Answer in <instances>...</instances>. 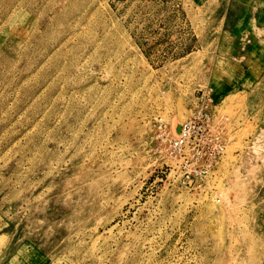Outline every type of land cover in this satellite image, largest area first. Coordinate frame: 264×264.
<instances>
[{
    "label": "rangeland",
    "instance_id": "rangeland-1",
    "mask_svg": "<svg viewBox=\"0 0 264 264\" xmlns=\"http://www.w3.org/2000/svg\"><path fill=\"white\" fill-rule=\"evenodd\" d=\"M203 104L221 203L155 181ZM0 264H264V0H0Z\"/></svg>",
    "mask_w": 264,
    "mask_h": 264
},
{
    "label": "built area",
    "instance_id": "built-area-1",
    "mask_svg": "<svg viewBox=\"0 0 264 264\" xmlns=\"http://www.w3.org/2000/svg\"><path fill=\"white\" fill-rule=\"evenodd\" d=\"M226 119H215L206 105L195 108L185 122L171 130L165 121L156 120L154 151L166 164L155 181L192 188L200 196L222 202L218 164L227 150Z\"/></svg>",
    "mask_w": 264,
    "mask_h": 264
},
{
    "label": "bare ground",
    "instance_id": "bare-ground-1",
    "mask_svg": "<svg viewBox=\"0 0 264 264\" xmlns=\"http://www.w3.org/2000/svg\"><path fill=\"white\" fill-rule=\"evenodd\" d=\"M188 119H189V118H188ZM173 123L175 124V122H173ZM177 125H178V124H177ZM177 125H176V127H178ZM172 126H174V125L172 124Z\"/></svg>",
    "mask_w": 264,
    "mask_h": 264
}]
</instances>
